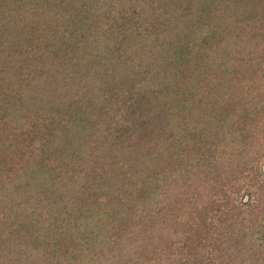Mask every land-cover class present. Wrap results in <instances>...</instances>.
<instances>
[{
    "label": "trees",
    "instance_id": "16d2710c",
    "mask_svg": "<svg viewBox=\"0 0 264 264\" xmlns=\"http://www.w3.org/2000/svg\"><path fill=\"white\" fill-rule=\"evenodd\" d=\"M112 2L0 57V264H264V0Z\"/></svg>",
    "mask_w": 264,
    "mask_h": 264
},
{
    "label": "rangeland",
    "instance_id": "374dc122",
    "mask_svg": "<svg viewBox=\"0 0 264 264\" xmlns=\"http://www.w3.org/2000/svg\"><path fill=\"white\" fill-rule=\"evenodd\" d=\"M41 1L42 0H0V10L3 11V15H1V12H0V39L3 42V45H6V49L10 51L9 54L5 53L7 50L4 52V50L1 47L2 44H0V57H1V59H8V58H5L7 55H10V56H8L9 59H17L19 56L18 53H21V52L22 53H24V52L28 53L27 57L32 58V57H35L36 53H38V52L42 53L44 51L43 50L44 46L42 44L40 45L39 41L37 39L38 38L37 36L41 37L42 39L46 36V33L44 32V28L42 29V24L39 26L38 29L33 28V26L38 25V22L32 23V21H31V19H34L33 15H35V14L32 12L35 9L37 10L36 12H38L40 14V17L44 20V22L50 21V24L47 25L48 29L59 30V27H57V26H59L58 24H61V21L63 20V22L66 25H68L72 30V27H74L72 20L67 19L66 17H63V15H65L66 10H67V12H66L67 14L70 13V10L68 11V7L66 6L67 4L63 5L62 8H60V10H59L60 18H59L56 16L51 17V15L48 13L47 5H49V4H45V5L41 4L38 7H35V3H37V2L40 3ZM108 1H110V0H108ZM114 1L115 0H113V2ZM125 7H126V9L128 7L130 11L132 9L131 3H129V2H127ZM181 12H183V11H181ZM52 18L57 19L58 22L57 21L55 22V20H53ZM29 22H31V23H29ZM4 23L6 25H2ZM182 27H185L184 24H182ZM27 30L32 31L33 34L27 32ZM69 35H70L68 37L69 42H70V39H72L73 45H75L76 43H79L78 38L75 35L74 31H71V34H69ZM143 36H144V34H143ZM22 38L25 39L26 43H28L27 47L16 46V44L18 43L17 41H19V39H22ZM98 45H99V42H98ZM93 51L94 50H92V52ZM29 54H30V56H29ZM44 54H45V52H44ZM39 59H42L41 61L39 60L41 63H38V66H37L40 69H38L37 67L34 66L36 68V72L38 70L39 71L42 70L43 72H45L47 70V68L50 67L49 63L54 61V60L49 61L48 60L49 58L46 59L44 56H40ZM43 59H45V60L43 61ZM148 60L149 61H147V59H145V62L147 63V65H149V63H153V62H151V61H153V59H148ZM228 64L229 65L234 64L237 66L239 63L230 61ZM25 69H27V67ZM219 70L221 71L222 68L220 67ZM32 71L34 72L33 67H32ZM141 85H144V84H141ZM202 116H203V114H202ZM57 118H62L64 120L66 119V121L68 119V118H66V115L63 117H57ZM50 122L52 124V127L58 126V125H59V127H61L62 123H64V122H60L59 120H56L55 122L51 120ZM38 141H42V140H38ZM81 142H82L83 146H84V144H86L83 142V140ZM38 144H39V142H38ZM65 144H66V147L70 148V146L67 143H65ZM56 145L62 146V142L57 144V141L55 142L54 139H52L51 142L49 143V146L54 147V149H55ZM109 146H110V142L108 139V147ZM70 166H68V167H65V166L64 167H62V166L56 167L55 171L53 170V166H48L47 173L50 174L49 171H54L53 174L56 177L55 182H52L53 183L52 186L54 188L57 189V188H60L61 186H63L62 183H65L68 176L70 174L72 175V173L74 174V171L71 173L69 171V169H67V168H70ZM262 170L264 171V164L262 165ZM100 173H101V170H100ZM96 174L97 173H91L89 177L96 180ZM245 192L246 191L243 190L238 195L239 199H241L242 201L247 200L248 196H250L248 193H245Z\"/></svg>",
    "mask_w": 264,
    "mask_h": 264
}]
</instances>
